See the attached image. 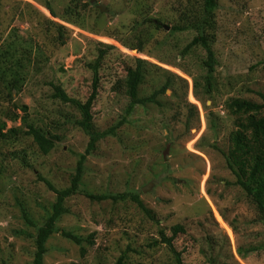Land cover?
I'll list each match as a JSON object with an SVG mask.
<instances>
[{
	"label": "rangeland",
	"instance_id": "1",
	"mask_svg": "<svg viewBox=\"0 0 264 264\" xmlns=\"http://www.w3.org/2000/svg\"><path fill=\"white\" fill-rule=\"evenodd\" d=\"M45 1H2L0 50L8 60L0 69V128L7 134L27 116L60 140L42 155L30 139L0 137V264H33L37 230L56 200L40 177L69 186L89 144L80 110L54 98L53 85L86 102L101 53L92 108L99 131L126 115L130 97L118 84L136 57L147 69L140 97L170 79L172 87L157 96L159 103L135 106L115 134L98 142L80 191L66 200L67 212L47 242L45 264H115L124 254L126 264H177L161 242V233L173 236L177 224L185 227L174 238L184 264H264V214L235 183L224 154L236 128L227 101H264V0H217L212 48L218 64L210 94L194 87L205 84L206 50L185 52L197 31L172 30L197 22L204 0H50L57 17ZM69 5L79 9L70 16L74 24L64 20ZM53 21L66 26V44ZM22 65V90L7 88ZM86 192H138L150 214L132 201H96ZM65 230L82 243L63 236Z\"/></svg>",
	"mask_w": 264,
	"mask_h": 264
},
{
	"label": "trees",
	"instance_id": "2",
	"mask_svg": "<svg viewBox=\"0 0 264 264\" xmlns=\"http://www.w3.org/2000/svg\"><path fill=\"white\" fill-rule=\"evenodd\" d=\"M2 1L3 0H0V14L2 11ZM204 1L205 13L197 22L193 24L190 22L188 24L185 23L182 25H175L172 27V30L183 31L187 28H191L197 31L196 36L186 46L185 52L189 51L194 46H201L206 50L207 56L203 61L204 67L208 70L205 76V84L202 85L201 83L195 81L194 87L196 92L200 84L205 89V93L210 94L212 93L214 87L213 75L218 64L216 54L212 48V43L215 40V9L217 8V0ZM44 3L53 17H57L58 14L51 6L50 0H46ZM74 14L75 16L76 14H79L77 5H69L64 11V15H66V18L64 16V20L70 24H74L76 19L73 21L70 17ZM186 21H188V19ZM54 23L57 27H59V35L62 39L61 44H66L69 39V36L65 35L67 29L66 26L62 24L58 25L56 22ZM209 30L212 32L208 33ZM111 48H114V46H111ZM142 50V47H138L139 52H142ZM103 57L104 53H101L97 62L92 66L94 69L93 90L86 102H82L69 96L61 86L53 85L55 90L53 94L54 98H58L64 103H69L80 110L82 119L79 121V125L89 136V144L85 153L80 155L76 172L72 176L69 186L65 188H58L50 180L45 177H40V179L47 184L48 188L55 192L56 200L52 206L51 214L37 230L35 241L36 250L33 258V264H45V255L48 252L47 242L50 237L57 232L58 220L67 212L66 200L80 191L79 187L84 174L85 163L88 156L92 155L97 149L98 142L106 138L108 135L115 134V130L127 120V114L130 115L135 109V106L146 105L147 103H159L157 96L163 94L167 89L172 87L170 79L152 95L148 97H140L139 88L146 79L147 69L145 68L146 61L136 57L134 62L135 66L127 65L124 82L123 84H118L119 86H124L125 92L130 97L126 115L120 123L109 130L99 131L94 125L92 108L98 95V68ZM4 58L7 62V55L3 54L0 50V69ZM22 68L23 70L21 74H18L11 81L6 82L7 88L17 91L22 90L25 80L27 79V68L23 65ZM24 108L27 109V107ZM225 108L230 115L235 116L236 126V128H234L229 134V149L227 152H224L227 160V166L236 177L235 183L245 191L247 197L256 205L258 211L261 214H264V101L262 103H258L241 97L231 98L227 101ZM0 137L4 139L8 138L10 142L19 141V144L24 143L23 139H30L37 146L42 155H49L60 140L58 135H51L42 128L31 123L27 116L22 117V125L8 130L7 134L3 132L1 127ZM20 160L24 163V165H29L26 160V156L20 157ZM4 172L5 168L2 166L0 168V177ZM85 195L96 201H132L146 214H150V210L144 204L138 192L119 194H91L86 192ZM172 229L174 234L171 237L166 236L164 232L161 233V242L165 243L173 252L177 264H184L182 260V253L174 246V238L177 234L184 233L185 227L177 224ZM62 235L73 240L77 244H81L83 241L78 235L71 231L65 230ZM82 252L85 254V249H82ZM125 259L126 255L124 254L115 264H126Z\"/></svg>",
	"mask_w": 264,
	"mask_h": 264
}]
</instances>
